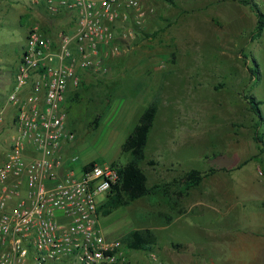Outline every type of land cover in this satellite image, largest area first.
I'll return each mask as SVG.
<instances>
[{
  "label": "rangeland",
  "instance_id": "rangeland-1",
  "mask_svg": "<svg viewBox=\"0 0 264 264\" xmlns=\"http://www.w3.org/2000/svg\"><path fill=\"white\" fill-rule=\"evenodd\" d=\"M141 1L145 18L119 24V51L104 47L103 65L84 72L74 91L81 100L75 113L68 109L76 134L70 154L78 155L79 165L127 163L131 155L122 144L157 100L141 166L149 186L171 184L178 202L172 208L162 194L142 197L100 214L102 232L125 243L134 230L155 234L152 249H129L126 264H264V152L255 140L256 130L264 133V35L257 50L246 47L243 60L230 46L224 59L202 39L201 24L188 18L190 0ZM14 2L22 7L29 0ZM258 2L264 12V0ZM236 6L231 3L232 13ZM31 12L51 36L66 29L70 16H54L43 6ZM1 18L0 160L16 133L8 96L32 22ZM248 95L261 101L263 119ZM193 168L215 171L177 197L178 180Z\"/></svg>",
  "mask_w": 264,
  "mask_h": 264
},
{
  "label": "built area",
  "instance_id": "built-area-1",
  "mask_svg": "<svg viewBox=\"0 0 264 264\" xmlns=\"http://www.w3.org/2000/svg\"><path fill=\"white\" fill-rule=\"evenodd\" d=\"M31 2L67 12L74 27L51 36L33 25L17 65L8 96L16 133L0 160V264H126L127 244L99 223L119 166L77 164L66 103L82 74L103 65L104 47L119 51V24L146 11L141 0Z\"/></svg>",
  "mask_w": 264,
  "mask_h": 264
},
{
  "label": "trees",
  "instance_id": "trees-1",
  "mask_svg": "<svg viewBox=\"0 0 264 264\" xmlns=\"http://www.w3.org/2000/svg\"><path fill=\"white\" fill-rule=\"evenodd\" d=\"M240 2L249 5L256 12L257 25L252 32V36L253 38L261 36L264 30V12L261 10L260 6L255 0H240ZM247 98L254 112L259 117H261V119H263V114L260 107L261 101L255 96L248 95ZM80 100V93L73 92L70 94L66 103L67 110L69 109L75 113L76 107L79 105ZM158 111V101L154 100L143 111L138 123L122 144V150L124 152H129L131 158L127 163L119 166V181L108 195L107 201L100 205L102 215H109L115 208L129 205L142 197H153L157 194H162L172 208L176 207L178 201L171 193V184L156 183L152 186H149L148 176L141 166V163L146 159L145 149ZM98 119L99 116H96L93 119L95 124H98ZM259 125L260 122H258L257 127ZM255 140L259 143L261 152H264V133L256 130ZM94 162L95 161H90L87 163L86 167L92 165ZM240 167L241 166H238L237 168ZM214 171V168H211V170L208 172H204L197 168L191 169L183 177H181L180 180H178V190L175 192L176 196L182 197L186 195L189 190L198 186L207 175L214 173ZM155 243L156 236L149 229L134 230L130 232L126 238V244L129 249L149 250L152 249Z\"/></svg>",
  "mask_w": 264,
  "mask_h": 264
},
{
  "label": "crops",
  "instance_id": "crops-1",
  "mask_svg": "<svg viewBox=\"0 0 264 264\" xmlns=\"http://www.w3.org/2000/svg\"><path fill=\"white\" fill-rule=\"evenodd\" d=\"M14 1L15 0H0V25L3 23L2 16L9 17L11 20L15 19V21L17 19L23 20L24 18H31L32 22L29 28L33 25H39V23H34L33 17H35V15L32 14L33 12L29 14L30 7H36L38 5L32 4L31 0H29L28 6L24 4L21 7L16 5ZM199 1L200 7H198ZM255 1L259 5L258 0ZM188 3L191 5V18L190 14L188 18L191 19L193 25L196 24L197 26V23L198 25L199 23L201 24L202 39H206L207 43L212 47L218 48L224 59L226 48L229 46L231 50L233 49L237 53L239 61L245 58L247 46L254 51L257 50L258 40L262 41L264 30L261 36L253 38L252 32L257 25V14H251L254 10L249 5L240 2V0H190ZM231 3L237 5L234 13H232L230 9ZM12 11H15V15H10ZM197 11H202L203 14L200 15ZM254 13L256 12L254 11ZM60 14L66 16L68 13L62 12ZM54 16H58V14ZM247 18H249L248 22L245 21ZM66 19L64 20V23H66L65 30H69L74 27V23L71 20V16ZM230 21L233 23L229 24ZM248 34L249 37L247 36ZM192 35H194V32H192ZM222 47L225 48L222 49ZM244 62L246 63V61Z\"/></svg>",
  "mask_w": 264,
  "mask_h": 264
}]
</instances>
